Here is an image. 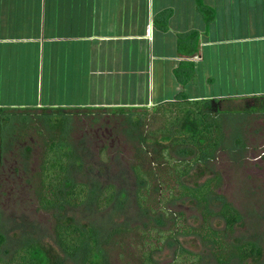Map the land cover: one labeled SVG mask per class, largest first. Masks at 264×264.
I'll use <instances>...</instances> for the list:
<instances>
[{
	"label": "rangeland",
	"instance_id": "obj_1",
	"mask_svg": "<svg viewBox=\"0 0 264 264\" xmlns=\"http://www.w3.org/2000/svg\"><path fill=\"white\" fill-rule=\"evenodd\" d=\"M158 1L167 3L169 0ZM194 2L199 9V0H194ZM186 13V8L183 7V11L179 9L174 12L166 11L163 16L158 17L161 19L162 27L170 23L172 28V33L167 34L169 36L161 40L163 43L169 46L170 43L176 44L177 49L184 45L187 37L184 34L188 35V32H178L174 25L181 20L183 22V15ZM201 15L208 25L204 15L202 13ZM217 22L223 26L224 20L221 18ZM218 37H223L222 31ZM228 37L233 40L238 35L234 32ZM213 38L217 39V35ZM223 47L222 45L219 48H213L217 55L212 56V61L206 58L205 66L206 69L208 66L212 68L214 75H217L219 67L223 68L224 79L221 82L219 80L209 81V86H207L204 80L206 74L202 71L203 77L200 79L199 86L191 83L187 86V91L190 97L200 93L204 94L209 88L211 89L209 94L216 96L236 92L230 96L221 97V99L232 100L230 106L225 104V108L234 106L240 108L244 105V99L249 98L243 93L248 91V84L246 88L245 84L239 83L244 73L233 67L237 62H232L229 58L225 59V50L222 56L217 53V50ZM220 58L222 61H219ZM228 62L232 63L231 66H228ZM174 64L172 63V66ZM230 75L231 78L228 79ZM162 76L157 74L159 84L155 81V88L157 87L160 94L165 93L163 79L168 81V75L162 74ZM44 80L46 84L44 83L43 95L46 96L47 73ZM236 84L241 89L236 87ZM263 89L264 87L262 91ZM125 90L126 88L117 90L120 101L127 94H132L129 88H127V94ZM166 94L173 95L172 89ZM113 95V98L117 97L115 92ZM89 96L87 88L80 95H76L77 98L84 99H89ZM67 97L70 95L64 96V98ZM73 101L76 100H71ZM73 107L83 109L79 106L71 108ZM8 109L11 110H4L0 113V226L7 237L0 256L9 259L12 253L23 244L38 242L44 247L53 248L60 256L56 261L60 264H86L91 259L97 264L103 260V257L109 264H141L142 238L140 233L150 223L154 224L152 218L141 212L136 202L137 184L131 169L132 164L136 163V158L139 157L137 151L140 144L137 130L141 128L136 122L137 118L142 116V109H137L132 113H118L111 109L94 108L91 111L82 112L81 116L76 114L78 112H66L65 115L59 111L60 107L46 108L53 109L52 113L46 109L45 111H32L33 113L22 111L21 108L14 110L8 107ZM224 118L225 140L216 155V160L209 164V170L220 174L222 178L217 193L238 209L242 215V222L232 235L234 240L253 241L261 250L259 258L243 264H264V116L233 113L225 114ZM143 124L145 126H142V130L146 132L158 127L153 120L147 123V127L146 121L143 120ZM51 137L61 139L62 147L71 154L70 177L72 180L95 185L97 188L108 184L115 186L118 195L109 209L96 210L92 203L78 208L68 207L58 213L56 211L46 212L38 208L34 176L46 148V140L49 141ZM145 146L152 156L156 153V146L153 143H146ZM152 156L149 159H152ZM205 177H200L199 181ZM167 207L169 212L185 214L190 225L200 224L199 212L191 202H178ZM213 210H216V207ZM61 214L63 219L70 218L80 226L93 228L95 236L93 242L95 243L92 244L94 249L92 252L88 249L74 258L66 257L59 252L54 229L56 219ZM213 224L219 229L223 228V223L217 218L213 219ZM169 225L172 226V223ZM115 227L128 229L125 241L119 245L116 236L109 239L110 231ZM179 243L200 254L202 256L200 264H218L210 254V247L201 242L197 236L179 237ZM101 249L104 251V256L98 252ZM172 258L173 248L169 246L165 247L163 252L154 255V259L162 264L169 262Z\"/></svg>",
	"mask_w": 264,
	"mask_h": 264
},
{
	"label": "crops",
	"instance_id": "obj_2",
	"mask_svg": "<svg viewBox=\"0 0 264 264\" xmlns=\"http://www.w3.org/2000/svg\"><path fill=\"white\" fill-rule=\"evenodd\" d=\"M203 3L211 16L208 25L194 0H0V108L151 109L174 101L180 93L190 100L220 99L236 92L216 96L209 88L190 97L187 86L198 87L202 71L207 86L224 79L223 68L214 75L205 66L206 58L212 61L216 54L213 48L222 45L217 53L222 56L225 50V59L236 61L233 67L244 73L239 83L246 88L248 84L245 97L264 95V0ZM183 7L187 12L183 22L179 17L174 27L196 38H186L177 49L176 44L161 41L172 28L170 23L162 27L159 18ZM221 18L223 26L217 22ZM221 31L223 39L218 37ZM234 32L238 37L231 40L228 36ZM182 62L193 66V77H177ZM157 74L168 75V81L163 79L165 93L155 88ZM86 88L89 99L77 98ZM121 88L126 94L127 88L132 91L122 101L117 94ZM67 94L70 97L64 98Z\"/></svg>",
	"mask_w": 264,
	"mask_h": 264
},
{
	"label": "trees",
	"instance_id": "obj_3",
	"mask_svg": "<svg viewBox=\"0 0 264 264\" xmlns=\"http://www.w3.org/2000/svg\"><path fill=\"white\" fill-rule=\"evenodd\" d=\"M198 7L209 22V9L203 0H199ZM184 35L186 38H196L191 32ZM179 68L175 71L179 79L193 77L191 64L182 62ZM231 101L221 98L190 100L186 94L180 93L174 101L162 103L151 110L111 108V111L118 113H132L137 109L143 111L136 122L141 128L137 130L139 157L131 169L137 184L136 202L141 212L152 218L154 224L150 223L140 233L141 264H162L154 259V255L163 252L167 246L173 248V258L164 264H200L202 256L179 243V237L190 236H197L209 246L210 254L218 264H243L260 257L261 250L253 241L234 240L232 235L242 222V215L217 193L222 178L220 174L209 170V164L216 160L225 140V114L264 116V95L244 99L243 107L225 108V104L230 106ZM4 110L11 109L0 108V113ZM87 110L93 109H59L63 114L78 112V115ZM32 111L40 110L26 109L28 113H33ZM46 111L52 113L54 110ZM143 120L146 121V127L151 120L155 121L158 127L146 132L142 130V126H145ZM150 142L156 146L153 156L147 152L145 146L146 143L151 144ZM45 144L46 148L34 176L35 195L40 210L58 213L68 207L78 208L92 203L96 210L101 211L109 209L115 203L118 192L113 184L97 188L95 185L71 179V154L62 147L61 139L51 137ZM149 155L152 159H149ZM202 176L206 177L199 181ZM183 201L191 202L199 212L198 226L190 225L183 213L169 212L167 206ZM214 207L216 210H213ZM62 217L61 214L56 219L54 229L59 252L69 258L77 257L88 249L92 252V244L95 243L93 228L80 226L72 219ZM216 218L223 223L222 229L214 226L213 219ZM169 223H172V226ZM1 228L0 226L2 252L7 237ZM123 228L112 229L109 239L116 236L118 245L123 243L128 230ZM98 252L104 256L102 249ZM58 258L60 256L53 248L30 242L16 249L9 259L0 256V264H60L56 262ZM95 262L91 259L86 264ZM97 264L109 263L103 257Z\"/></svg>",
	"mask_w": 264,
	"mask_h": 264
}]
</instances>
